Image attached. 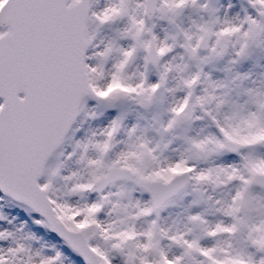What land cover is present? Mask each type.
<instances>
[{
	"label": "snow or ice",
	"instance_id": "snow-or-ice-1",
	"mask_svg": "<svg viewBox=\"0 0 264 264\" xmlns=\"http://www.w3.org/2000/svg\"><path fill=\"white\" fill-rule=\"evenodd\" d=\"M0 264H264V0H0Z\"/></svg>",
	"mask_w": 264,
	"mask_h": 264
}]
</instances>
